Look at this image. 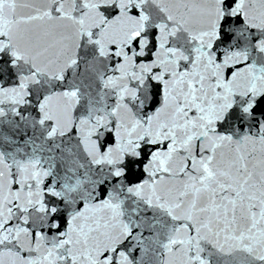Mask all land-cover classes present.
<instances>
[{"label": "snow or ice", "instance_id": "1", "mask_svg": "<svg viewBox=\"0 0 264 264\" xmlns=\"http://www.w3.org/2000/svg\"><path fill=\"white\" fill-rule=\"evenodd\" d=\"M0 264H264V0H0Z\"/></svg>", "mask_w": 264, "mask_h": 264}]
</instances>
